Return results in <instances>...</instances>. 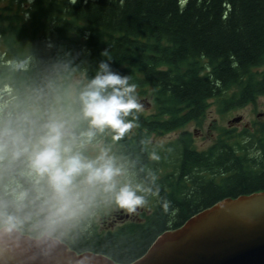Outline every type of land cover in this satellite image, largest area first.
<instances>
[{"label":"trees","instance_id":"obj_1","mask_svg":"<svg viewBox=\"0 0 264 264\" xmlns=\"http://www.w3.org/2000/svg\"><path fill=\"white\" fill-rule=\"evenodd\" d=\"M0 39V91L49 84L71 91L72 80L93 78L102 60L137 85L143 109L125 118L131 131L119 140L110 130L96 138L130 173L122 183L152 192L159 186L160 195L139 193L150 211L143 222L101 234L93 230L95 214L54 237L76 252L132 264L203 210L264 192V122L219 130L206 151L188 130L215 101L230 112L264 97V0H9L0 6ZM173 133L170 143L154 144Z\"/></svg>","mask_w":264,"mask_h":264},{"label":"clouds","instance_id":"obj_2","mask_svg":"<svg viewBox=\"0 0 264 264\" xmlns=\"http://www.w3.org/2000/svg\"><path fill=\"white\" fill-rule=\"evenodd\" d=\"M102 55L112 60L107 51ZM142 109L132 76L103 60L78 89L49 84L0 91V235L27 230L58 237L94 216L102 200L134 214L148 205L139 193L159 196V186L152 192L122 183L124 166L109 149L87 154L98 133L123 138L134 127L125 118ZM170 203L163 200L165 213Z\"/></svg>","mask_w":264,"mask_h":264},{"label":"water","instance_id":"obj_3","mask_svg":"<svg viewBox=\"0 0 264 264\" xmlns=\"http://www.w3.org/2000/svg\"><path fill=\"white\" fill-rule=\"evenodd\" d=\"M242 118L233 120L240 123ZM0 264H118L58 238L0 235ZM132 264H264V192L226 199L163 233Z\"/></svg>","mask_w":264,"mask_h":264},{"label":"rangeland","instance_id":"obj_4","mask_svg":"<svg viewBox=\"0 0 264 264\" xmlns=\"http://www.w3.org/2000/svg\"><path fill=\"white\" fill-rule=\"evenodd\" d=\"M9 0H0V6L4 5ZM5 48L0 39V55L3 54ZM71 83V89H77L82 87L86 82L81 76L75 77ZM145 108H147L145 106ZM147 114L152 113V109L147 110ZM242 118L240 123L233 124V120ZM264 122V97L258 99L255 105H250L241 110H234L230 112H221L216 101L212 103V107L209 109L207 116L200 123H193L188 127V130L192 132L194 137L195 148L199 151H206L213 146L219 137V130L230 129L238 130L239 132L244 129L252 128L256 123ZM177 138V134H169L163 137L154 138V144L156 146H164ZM106 148L104 146V140L98 138L95 139L93 145L88 149L87 154L94 156L100 149ZM110 150V149H109ZM111 151V150H110ZM130 173L125 171V175L120 177L121 179H129ZM150 213L147 207L138 208L136 213L127 214L123 210L116 211L114 205L100 206L94 216L93 230H97L101 234L113 232L126 224L132 222H143L145 216ZM129 215L130 219L126 220L125 216Z\"/></svg>","mask_w":264,"mask_h":264},{"label":"flooded vegetation","instance_id":"obj_5","mask_svg":"<svg viewBox=\"0 0 264 264\" xmlns=\"http://www.w3.org/2000/svg\"><path fill=\"white\" fill-rule=\"evenodd\" d=\"M125 219L126 220H129L130 219V216L129 215L125 216Z\"/></svg>","mask_w":264,"mask_h":264}]
</instances>
